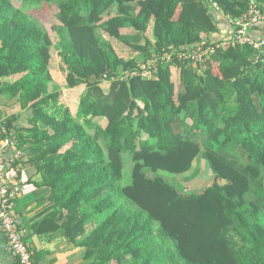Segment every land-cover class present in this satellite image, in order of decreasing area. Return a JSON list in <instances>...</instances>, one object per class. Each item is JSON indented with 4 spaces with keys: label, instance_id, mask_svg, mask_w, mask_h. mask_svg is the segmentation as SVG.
<instances>
[{
    "label": "trees",
    "instance_id": "16d2710c",
    "mask_svg": "<svg viewBox=\"0 0 264 264\" xmlns=\"http://www.w3.org/2000/svg\"><path fill=\"white\" fill-rule=\"evenodd\" d=\"M19 2L0 0V106L21 110L4 126L33 166L31 184L47 189L34 229L43 221L90 264H264V63L253 62L258 51L218 48L197 69L175 58L160 61L156 74L143 78L144 69L102 38L147 63L169 47L209 43L208 35L219 34L212 4L232 24L264 0ZM43 8L56 11L67 88L83 89L74 114L59 103L61 88L49 71L53 43L32 14ZM149 18L153 40L122 32H142ZM200 154L214 181L196 193L143 171L185 174ZM124 156L132 169L121 187Z\"/></svg>",
    "mask_w": 264,
    "mask_h": 264
},
{
    "label": "built area",
    "instance_id": "2783aa9c",
    "mask_svg": "<svg viewBox=\"0 0 264 264\" xmlns=\"http://www.w3.org/2000/svg\"><path fill=\"white\" fill-rule=\"evenodd\" d=\"M212 11L219 12L216 4H212ZM228 20V19H227ZM229 27L221 38H215L214 42L209 43L205 40L190 46L179 49L168 48L163 57L154 59L144 67L141 77L152 78L156 74L158 63L172 61L174 58L186 61L194 69L202 67L203 64L214 54L216 49L222 47H234L248 45L258 51L253 62H262L260 54L264 50V38L256 40L249 35L254 25L264 22V6L259 8L254 4L250 5L249 10ZM215 35V34H214ZM218 35V34H216ZM220 35V33H219ZM173 62V61H172ZM26 157L19 148L17 138L12 133L7 132L4 122H0V231L2 232L8 250L14 258V264H36L32 259V253L25 241L26 231L19 227L16 222L14 212V201L19 196L18 185L13 183L11 169L14 166L21 167L25 163Z\"/></svg>",
    "mask_w": 264,
    "mask_h": 264
},
{
    "label": "crops",
    "instance_id": "0c3cea01",
    "mask_svg": "<svg viewBox=\"0 0 264 264\" xmlns=\"http://www.w3.org/2000/svg\"><path fill=\"white\" fill-rule=\"evenodd\" d=\"M218 23L220 35L214 37L221 38L229 27V22L221 13L211 12ZM152 26V24H151ZM249 35L256 39L264 38V22L258 23L250 30ZM172 74L175 72L172 70ZM12 106H0V122H4L6 117H10ZM33 166L23 163L21 167L14 166L11 169L13 183L18 185L19 196L15 199L14 212L16 222L19 227L26 231L25 241L32 253V259L36 264H90L82 257L81 249L67 243L66 239L59 233L50 231L41 221L39 228L34 229L35 223L40 220L46 203L42 201L47 189H39L31 184L35 180L33 175ZM14 258L6 245L4 236L0 231V264H14Z\"/></svg>",
    "mask_w": 264,
    "mask_h": 264
},
{
    "label": "rangeland",
    "instance_id": "374dc122",
    "mask_svg": "<svg viewBox=\"0 0 264 264\" xmlns=\"http://www.w3.org/2000/svg\"><path fill=\"white\" fill-rule=\"evenodd\" d=\"M15 4H20L19 0H14ZM55 9H34V12L32 13L34 16L36 15V18L40 21V23L44 26V28L48 31L49 36L53 43V48L51 49V60L49 64V71L53 78V82L58 84L61 88V94L59 98V103L61 105L67 106L70 108L71 112L74 114L76 111V106L78 103V96L82 92V88H76V89H68L67 85L65 83L64 75L62 74L60 68H61V61L57 54L58 52V46L60 44V39L54 30V28L58 25L57 20L55 19ZM150 21L147 20L145 27L143 28L142 32L137 33L133 29L127 28L123 29L122 32L126 35H140L143 38L153 40L152 39V20L149 18ZM139 35V37H140ZM64 45L68 44V46L71 48V44L67 39V36L65 33H62ZM102 38L105 39V41L110 44L115 52L118 54L120 58H122L125 61H128L130 59H133L136 64L140 67V69H143L147 66L149 62L152 60L158 58H162V56H153L150 60H147V63L143 62L142 56L131 50L130 48H127L120 42L110 39L105 34H102ZM208 40L210 42L215 41L214 34L208 35ZM143 43V42H142ZM64 45L60 47L59 51H62L64 49ZM164 54V53H163ZM166 63V59L162 61ZM172 62V61H170ZM215 68V67H214ZM216 70V68H215ZM172 80L177 84L178 82V73L174 72L172 74ZM101 87L103 88L104 92L108 91V84L106 82H102ZM19 108L17 105H14L11 108V114L18 113ZM95 122H97L100 126L105 127L106 122L103 119H95ZM202 155L200 154L197 159L194 161L192 168L189 172L181 175H172L169 173H165L162 171H159L157 173H152L150 169H144V173L147 175V177H153L154 175L163 178V180L170 182L172 185H174L176 188H178L182 193L184 194H192L196 193L199 189L203 187L210 186L214 181V175L211 173L210 169L207 166V163L204 161L203 158H201ZM132 169V163L129 159L124 156V176L123 179L120 182V186L124 187L130 183V173Z\"/></svg>",
    "mask_w": 264,
    "mask_h": 264
}]
</instances>
